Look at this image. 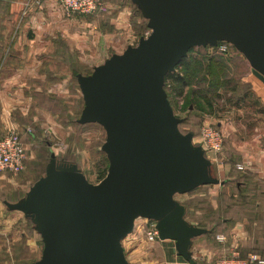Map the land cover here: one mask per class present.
<instances>
[{
	"label": "water",
	"instance_id": "95a60500",
	"mask_svg": "<svg viewBox=\"0 0 264 264\" xmlns=\"http://www.w3.org/2000/svg\"><path fill=\"white\" fill-rule=\"evenodd\" d=\"M150 32L112 53L89 74H76L83 106L77 123H96L108 166L90 182L53 150L40 176L15 202L32 223L40 257L28 264H131L122 240L137 218L155 222L158 239L189 264L192 240L209 230L185 219L176 194L223 184L193 133L179 129L164 89L192 47L231 44L264 85V0H129Z\"/></svg>",
	"mask_w": 264,
	"mask_h": 264
},
{
	"label": "crops",
	"instance_id": "0c3cea01",
	"mask_svg": "<svg viewBox=\"0 0 264 264\" xmlns=\"http://www.w3.org/2000/svg\"><path fill=\"white\" fill-rule=\"evenodd\" d=\"M34 1L0 0V137L18 132L26 144L25 162L32 158L27 132L33 124H55L53 104L47 101L54 99L51 92L68 91L60 77L69 76L77 54L91 59L96 51L97 57L105 60L112 53H121L126 46L135 45L142 36L133 26L135 13L129 0H105L110 6L107 13L89 15L67 14L56 0H42L39 5ZM136 18L139 27L141 19ZM249 82L264 104L262 82L259 79ZM207 117L205 121L211 123L213 118ZM214 126L224 135L222 152L211 161L213 174L223 181L215 186L226 194L228 183L237 172L257 180L262 194L254 207L261 210V218L260 222L252 218L246 225L235 223L223 231L195 237L192 257L200 264L234 254L245 258L256 253L264 259V132L234 143L232 140L239 139L240 134L232 131L229 124L221 119ZM236 164H241L243 169H237ZM82 172L85 176L94 175L92 168ZM184 205L186 210L192 209L190 204L184 202ZM185 219L204 227L194 217L185 215ZM221 221L227 223L228 219ZM217 234L224 235V241H217ZM39 241L36 232L30 235L33 248L39 247ZM122 245L132 264H189L173 252L169 240L157 239L150 246L142 237L130 233Z\"/></svg>",
	"mask_w": 264,
	"mask_h": 264
},
{
	"label": "rangeland",
	"instance_id": "374dc122",
	"mask_svg": "<svg viewBox=\"0 0 264 264\" xmlns=\"http://www.w3.org/2000/svg\"><path fill=\"white\" fill-rule=\"evenodd\" d=\"M138 16L141 19L139 27L136 25ZM133 26L142 36H147L150 32L146 20L137 12ZM209 47H193L189 52L188 55L196 57L197 60L190 62L185 72L190 79V85L183 90L182 95L177 96L168 86L166 88L174 114L182 118L180 131L192 132L193 143L199 145L198 131L210 115L213 125L222 119L232 127V131L240 134L239 139L232 140L234 143L243 141L244 137L249 140L252 136L263 133L264 104L251 89L249 81H256L257 78L251 73L248 62L233 46L225 54L214 53ZM210 57L219 59L224 66L213 64V74L217 77L215 83L212 79L216 77L211 79L208 68L205 69ZM103 61V58L97 57L96 51L92 53L91 59L77 54L76 61L70 67L69 76L62 74L60 77V81L65 80L68 91L51 92L54 99L47 101L53 104L51 109L54 108L52 114L55 124L45 121L47 125L41 122L31 125L27 135L32 158L27 159L21 172L0 173V264H28L40 257L41 241L38 248H33L29 242L30 235L35 233L31 222L21 212L8 210L3 201L15 202L24 196L29 187L44 174L51 150L54 149L58 159L76 163L81 171L92 168L94 175L86 176L92 183L100 181V173L107 170L108 162L101 150L105 139L103 128L96 123L80 125L75 122L80 115L83 101L72 75L74 70L88 74L93 66ZM223 71L226 72L225 77L222 76ZM178 72L184 74L183 68H178ZM192 91L201 98V104L209 99L216 105L201 110L199 102L193 99ZM210 156L211 153H207V158ZM255 181L257 180L248 174L237 172L233 180H230L231 183H228L229 190L226 194L215 185H204L189 193L176 194L175 198L183 204H190L192 209L186 210L187 217H194L202 226L215 227L212 232H219L235 223H249L252 218L260 222L261 210L257 211L254 205L256 201L260 202L262 188ZM236 184L240 186L237 188ZM222 218H227L228 222L223 223ZM125 255L127 258L128 253Z\"/></svg>",
	"mask_w": 264,
	"mask_h": 264
},
{
	"label": "built area",
	"instance_id": "2783aa9c",
	"mask_svg": "<svg viewBox=\"0 0 264 264\" xmlns=\"http://www.w3.org/2000/svg\"><path fill=\"white\" fill-rule=\"evenodd\" d=\"M59 6L67 14H103L110 10L109 4L104 0H56ZM40 4L42 0H35ZM231 44L220 41L214 47H209L217 54L228 52ZM198 137V144L204 149L205 155L211 153L208 157L210 161L215 160L222 152L224 135L220 128L215 127L209 121L203 122ZM26 160V147L16 131H12L0 137V172L18 173L24 169ZM237 169H243L241 164H236ZM132 233L142 237L150 246L158 239V233L155 228V222L146 218H137L134 222ZM224 235L217 234L216 240L224 241ZM205 264H264V259L256 253H250L245 258H240L234 254L231 257H218L207 261Z\"/></svg>",
	"mask_w": 264,
	"mask_h": 264
},
{
	"label": "trees",
	"instance_id": "16d2710c",
	"mask_svg": "<svg viewBox=\"0 0 264 264\" xmlns=\"http://www.w3.org/2000/svg\"><path fill=\"white\" fill-rule=\"evenodd\" d=\"M105 1V0H104ZM131 3V2H130ZM132 4V3H131ZM133 5V4H132ZM133 7L135 8L133 11L134 13L137 12L138 14H140V12L137 10V8L133 5ZM99 14V13H98ZM141 16V14H140ZM142 17V16H141ZM143 18V17H142ZM209 47V46H208ZM193 48V47H192ZM192 48H190L188 50V53H187V56L186 57H183L181 59V61L178 63V65L175 67V70L173 72H170V73H167L166 76H165V83H164V89L166 90L167 86L171 89V91L177 95V96H180L182 95L183 93V90L185 88H187L189 85H190V79L189 77L185 74V72L187 71V69L189 68L190 66V62L192 61H196L197 58L194 57V56H191V55H188L189 52H191ZM213 56H216V55H213ZM193 58V59H192ZM207 65H205V69L208 68V75L211 77V79L215 76L213 73H214V65H220L222 67H224L223 65H221V63L219 62L220 60L217 59V58H213V57H210L208 60H207ZM178 68H183V73H179L178 72ZM77 73H81V72H78V71H73L72 75L75 77L76 79V74ZM226 72H222V76L225 77ZM89 74V73H88ZM216 77V76H215ZM77 82V81H76ZM212 82H217V77L212 79ZM166 93H167V97L169 95V92L166 90ZM195 91H192V96H193V99L196 100L197 102H199V104L201 105V110H204V109H210L213 105H216L215 103L213 104L211 101H209V99H207L206 101H204L202 104L200 103V99L199 97H197V95L194 94ZM169 100V98H168ZM170 102V100H169ZM77 120V119H76ZM75 120V122L77 123V121ZM182 122V121H181ZM180 122V123H181ZM179 123V124H180ZM79 124V123H77ZM88 124H91V123H88ZM80 125H84V124H80ZM199 132V131H198ZM224 143V142H223ZM64 160V159H62ZM69 161V160H67ZM105 170H102V172L100 173L99 175V178L98 180H101L104 176H105ZM204 186V185H203ZM201 187V186H200ZM199 188V187H198ZM197 189V188H196ZM195 189V190H196ZM194 191V190H193ZM192 192V191H191ZM184 205V204H183ZM185 206V205H184ZM186 208V206H185ZM32 224V223H31ZM203 228H206V227H203ZM208 229L209 231L208 232H212V230L215 229V227H212V228H206ZM207 232V233H208Z\"/></svg>",
	"mask_w": 264,
	"mask_h": 264
}]
</instances>
